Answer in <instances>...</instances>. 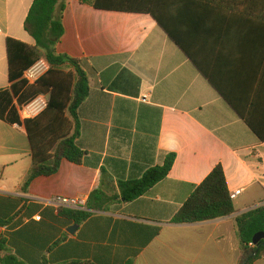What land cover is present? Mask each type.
<instances>
[{
	"label": "crops",
	"instance_id": "0c3cea01",
	"mask_svg": "<svg viewBox=\"0 0 264 264\" xmlns=\"http://www.w3.org/2000/svg\"><path fill=\"white\" fill-rule=\"evenodd\" d=\"M33 2L0 0V91L11 87L7 40L35 46L26 30ZM62 5L56 52L79 59L90 80L78 114L77 144L86 156L81 164L64 160L56 174L24 188L33 165L27 130L0 119V236L7 242L0 264L6 257L22 264H239L235 220L264 205V0H169L165 21L191 58L151 15L78 0ZM171 154L168 177L148 193L82 223L61 212L75 209L48 203L56 196L88 202L98 188L113 193L119 181L141 178ZM218 165L230 194L242 190L236 213L172 223Z\"/></svg>",
	"mask_w": 264,
	"mask_h": 264
},
{
	"label": "trees",
	"instance_id": "16d2710c",
	"mask_svg": "<svg viewBox=\"0 0 264 264\" xmlns=\"http://www.w3.org/2000/svg\"><path fill=\"white\" fill-rule=\"evenodd\" d=\"M63 1L34 0L26 19V30L35 40V46H29L11 38L7 40L11 87L8 90L0 91V119L20 124V117L14 106V101L23 106L39 95H49L47 109L37 118L24 123L33 159L32 168L23 185L24 188L30 186L39 177L56 174L64 160L81 164L86 156V152L77 144L80 136L78 114L81 105L90 94V80L79 59L56 52V46L64 35ZM78 1L99 10L151 15L169 37L190 57L165 21L164 11L169 10L167 6L169 0ZM41 58H46L51 63L52 69L36 85H28L23 79V75ZM196 66L227 100V97L207 73L197 63ZM238 114L252 130L256 131L244 112H238ZM175 159L176 156L171 154L166 157L162 166L150 169L141 178L119 181L117 191L115 190L113 193L102 188L96 189L87 202L89 212L79 210H61V212L74 218L75 222L82 223L89 218L91 212L107 211L116 202H133L168 177ZM235 213L236 209L234 201L230 197L224 169L218 165L197 186L174 216L172 223H200L230 217ZM235 224L241 245L239 264H254L257 260L264 258V240L258 245L253 244L255 234L264 232V205L240 214L237 216ZM6 251V239L0 236V258L1 254ZM2 260L7 264H22L11 257Z\"/></svg>",
	"mask_w": 264,
	"mask_h": 264
},
{
	"label": "built area",
	"instance_id": "2783aa9c",
	"mask_svg": "<svg viewBox=\"0 0 264 264\" xmlns=\"http://www.w3.org/2000/svg\"><path fill=\"white\" fill-rule=\"evenodd\" d=\"M52 69L51 63L46 58H41L36 61L23 75V79L28 85H36L44 76H46ZM49 95H39L27 105H19L16 101L14 106L20 117V121L25 123L27 120L35 119L40 116L48 107ZM242 190H236L230 194L234 201L240 196ZM48 203L54 205L56 208H69L75 210H86L87 200L84 198H68L56 196L48 200ZM40 220V217H38Z\"/></svg>",
	"mask_w": 264,
	"mask_h": 264
},
{
	"label": "water",
	"instance_id": "95a60500",
	"mask_svg": "<svg viewBox=\"0 0 264 264\" xmlns=\"http://www.w3.org/2000/svg\"><path fill=\"white\" fill-rule=\"evenodd\" d=\"M262 240H264V232H258L253 238V244L258 245Z\"/></svg>",
	"mask_w": 264,
	"mask_h": 264
},
{
	"label": "rangeland",
	"instance_id": "374dc122",
	"mask_svg": "<svg viewBox=\"0 0 264 264\" xmlns=\"http://www.w3.org/2000/svg\"><path fill=\"white\" fill-rule=\"evenodd\" d=\"M255 207H257V206H253L252 208H249L248 211L251 210V209H254Z\"/></svg>",
	"mask_w": 264,
	"mask_h": 264
}]
</instances>
